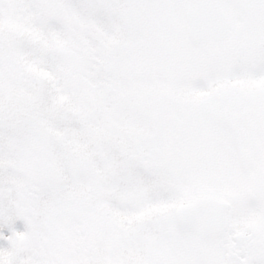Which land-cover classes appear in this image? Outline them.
<instances>
[{
	"label": "snow or ice",
	"instance_id": "6c2138e0",
	"mask_svg": "<svg viewBox=\"0 0 264 264\" xmlns=\"http://www.w3.org/2000/svg\"><path fill=\"white\" fill-rule=\"evenodd\" d=\"M5 226L0 264H264V0H0Z\"/></svg>",
	"mask_w": 264,
	"mask_h": 264
},
{
	"label": "flooded vegetation",
	"instance_id": "af4514ba",
	"mask_svg": "<svg viewBox=\"0 0 264 264\" xmlns=\"http://www.w3.org/2000/svg\"><path fill=\"white\" fill-rule=\"evenodd\" d=\"M13 228L17 231L18 228L21 230V231H24L25 230V224L23 222V220L21 219H16L13 223ZM9 231V228H5L4 227V232L5 233H8Z\"/></svg>",
	"mask_w": 264,
	"mask_h": 264
},
{
	"label": "rangeland",
	"instance_id": "374dc122",
	"mask_svg": "<svg viewBox=\"0 0 264 264\" xmlns=\"http://www.w3.org/2000/svg\"><path fill=\"white\" fill-rule=\"evenodd\" d=\"M12 227H13V225H12ZM3 228H4V227L0 228V233H2L4 236H8V235L11 234L10 231H8V233H5V232L3 231ZM5 228H8V227L5 226ZM17 231H21V230L18 228ZM4 246H7V241L4 240V239H0V247H4Z\"/></svg>",
	"mask_w": 264,
	"mask_h": 264
}]
</instances>
